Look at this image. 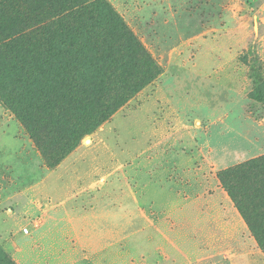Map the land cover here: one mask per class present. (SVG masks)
I'll return each instance as SVG.
<instances>
[{
    "label": "rangeland",
    "instance_id": "rangeland-1",
    "mask_svg": "<svg viewBox=\"0 0 264 264\" xmlns=\"http://www.w3.org/2000/svg\"><path fill=\"white\" fill-rule=\"evenodd\" d=\"M65 8L66 31L79 24L81 54L99 56V41L125 29L156 71L78 140L52 131L54 150L73 145L55 164L21 116L48 95L67 105L79 77L62 89L51 71L45 84L42 70L0 45L2 254L10 264H264L218 177L264 158V0H68ZM103 74L87 78L100 83Z\"/></svg>",
    "mask_w": 264,
    "mask_h": 264
},
{
    "label": "trees",
    "instance_id": "trees-1",
    "mask_svg": "<svg viewBox=\"0 0 264 264\" xmlns=\"http://www.w3.org/2000/svg\"><path fill=\"white\" fill-rule=\"evenodd\" d=\"M67 1L0 0L2 48L15 51L24 67H33L36 73L42 70L44 74L37 76L45 84L49 83L47 74L51 71L58 74L56 82L62 89H70L69 81L79 77L74 88L78 94L67 105L61 103V98L48 95L40 99L42 105L31 116H21L38 147L55 164L73 145L54 150L52 131L57 135L70 132L78 140L126 102L137 78H148L156 71L141 43L125 29L99 41V56L81 54L76 41L79 24L71 32L64 24L72 17L66 14L70 10L65 8ZM86 14L91 21L95 19L89 10H81L79 15ZM75 20L81 22L78 16ZM67 47L73 52L65 53ZM101 73L100 83L93 80ZM88 74L93 78L88 79ZM218 177L264 252V158L223 170ZM2 256L10 264L6 255Z\"/></svg>",
    "mask_w": 264,
    "mask_h": 264
},
{
    "label": "built area",
    "instance_id": "built-area-1",
    "mask_svg": "<svg viewBox=\"0 0 264 264\" xmlns=\"http://www.w3.org/2000/svg\"><path fill=\"white\" fill-rule=\"evenodd\" d=\"M25 232H28V230H25Z\"/></svg>",
    "mask_w": 264,
    "mask_h": 264
}]
</instances>
